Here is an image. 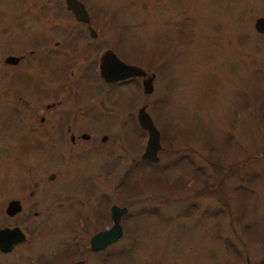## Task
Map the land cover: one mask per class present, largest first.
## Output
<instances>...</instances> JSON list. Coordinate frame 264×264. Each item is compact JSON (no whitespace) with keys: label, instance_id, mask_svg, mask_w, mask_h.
Wrapping results in <instances>:
<instances>
[{"label":"rangeland","instance_id":"1","mask_svg":"<svg viewBox=\"0 0 264 264\" xmlns=\"http://www.w3.org/2000/svg\"><path fill=\"white\" fill-rule=\"evenodd\" d=\"M81 1L101 40L62 41L86 28L64 0H0V227L25 235L0 264H264V0ZM104 46L154 73L152 92L98 94L85 64ZM141 105L155 162L139 157ZM112 204L122 236L90 252Z\"/></svg>","mask_w":264,"mask_h":264},{"label":"water","instance_id":"2","mask_svg":"<svg viewBox=\"0 0 264 264\" xmlns=\"http://www.w3.org/2000/svg\"><path fill=\"white\" fill-rule=\"evenodd\" d=\"M65 8L70 11L76 21L87 23L89 21L88 13L83 4L78 0H64ZM253 28L258 33H264V16L256 17L253 22ZM5 63L15 64L18 57L8 55L4 59ZM98 74L106 82H115L130 77H144L145 71L136 65L121 61L111 50H105L99 57ZM153 74L141 81L142 92L148 94L152 91ZM136 122L138 126L145 131L146 141L140 158L155 162L158 160V151L161 149L160 134L154 126L151 117L141 105L136 110ZM82 137H86L82 135ZM106 135L102 136V141ZM54 174L48 175L52 179ZM21 210V204L17 199L7 201L4 213L7 216H13ZM127 212V207L112 204L109 207V225L103 229L92 233L87 241V248L90 252H98L108 245L116 242L122 236V227L120 219ZM25 239L23 232L17 227L0 228V251L9 252L12 247ZM70 264H84L83 259L76 260Z\"/></svg>","mask_w":264,"mask_h":264},{"label":"flooded vegetation","instance_id":"3","mask_svg":"<svg viewBox=\"0 0 264 264\" xmlns=\"http://www.w3.org/2000/svg\"><path fill=\"white\" fill-rule=\"evenodd\" d=\"M78 1H80L82 4H83V6H84V8L86 9V11H87V13H88V17H89V21L87 22V23H83V22H80V21H76L75 19H74V17H73V15H72V17H73V19L77 22V23H80V24H84V25H86V28H84L83 30L82 29H75V28H68V29H65L66 30V34L64 35V38L62 39V41L64 42V43H66V42H68V41H71L72 43L74 42V41H79V40H81V38H76V36H78V35H83V36H85V38H89V39H92V40H101L100 39V37H99V34H98V31H96L93 27H91L90 25H89V22H90V12L87 10V7L85 6V3L84 2H82L81 0H78ZM69 11V10H68ZM70 12V11H69ZM74 31H75V33H74ZM44 39V38H43ZM83 40V39H82ZM60 42L61 41H55V46H59V45H61L60 44ZM79 45V44H78ZM79 46H81V44L79 45ZM84 46V45H83ZM69 47H72L70 44H69ZM82 49V48H81ZM107 49H109V50H111L113 53H114V51L112 50V48H110V47H103V48H101L100 50V52H99V54L97 55V61H95L94 59H93V57L91 58H89L88 59V56H87V59H86V64H85V67H87V68H89V66H93L94 64H95V66H96V68H97V72H98V63H99V57H100V55L105 51V50H107ZM28 54H30V55H32V54H34V50H29L28 51ZM115 54V53H114ZM116 55V54H115ZM8 56V55H7ZM12 56H14V55H12ZM42 57H44V58H46V56L47 55H41ZM41 56H39V57H41ZM117 56V55H116ZM6 57V56H5ZM16 57H18V60H17V62L16 63H18L19 61H21V60H23V59H25L26 58V55H18V56H16ZM118 57V56H117ZM38 58V57H37ZM119 58V57H118ZM48 59V58H47ZM120 59V58H119ZM121 60V59H120ZM121 61H123V60H121ZM96 62V63H95ZM123 62H125V61H123ZM15 63V64H16ZM125 63H128V62H125ZM128 64H132V63H128ZM133 65H136V64H133ZM136 66H139V65H136ZM69 67V66H68ZM67 67V68H68ZM139 67H141V66H139ZM142 68V67H141ZM144 71H145V76L144 77H130V78H126V79H124V80H119V81H115V82H106V81H104L100 76H99V74H98V77L99 78H97L98 79V84L100 85L98 88H99V92H97L98 94H103V93H105V92H111L112 90V88H114V87H119V85H121V84H124L125 85V83L127 84V83H130V82H132V81H134L135 79H140V82L142 81V79L143 78H146V77H148L149 75H151V74H153V77H152V82H153V79H154V77H155V75H154V73H152V72H148V71H146L144 68H142ZM62 70H64V69H62ZM87 71H88V69H86ZM84 71V70H83ZM82 71V72H83ZM82 72H81V75L80 76H82ZM76 84V83H75ZM36 85H37V82H36V84L34 85L35 87H34V90H35V88H36ZM76 85H79L78 83L76 84ZM69 88H71L70 89V91H69V89H68V91H69V93L70 94H72L73 92H74V90H73V86H70ZM95 88V87H94ZM141 89H142V87H141ZM152 89H153V84H152ZM152 92V91H151ZM75 94H76V92H75ZM54 104H51V105H47V108L49 107V106H53ZM145 106V105H144ZM135 117H136V115H135ZM44 119V117L43 116H41V117H39V120L40 121H42ZM67 130H68V126H67V128H66ZM82 135H85L86 137H82ZM102 136L103 135H101L100 136V140L102 139ZM89 137H90V135L88 134V133H86V132H81L79 135H76V136H74L73 134H70L69 135V140H70V142L71 143H73L74 142V140H75V138H79V139H84V140H88L89 139ZM102 141V140H101ZM104 141V140H103ZM161 144V143H160ZM162 147V146H161ZM162 150V149H161ZM139 157H140V155H139ZM140 159H142V158H140ZM4 227H9V226H4ZM0 228H3V227H0ZM21 243V242H20ZM18 244V243H17ZM17 244H15L13 247H12V249L17 245ZM11 249V250H12ZM88 249V248H87ZM10 250V251H11ZM0 253L1 254H6V253H8V252H1L0 251ZM80 259V258H79ZM79 259H76V260H79ZM76 260H74V261H76ZM74 261H72V262H74ZM72 262H70V263H72ZM70 263H68V264H70ZM84 264H85V262H84Z\"/></svg>","mask_w":264,"mask_h":264}]
</instances>
